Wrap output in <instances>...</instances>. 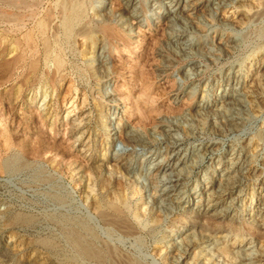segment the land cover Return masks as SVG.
Listing matches in <instances>:
<instances>
[{"label": "rangeland", "instance_id": "obj_1", "mask_svg": "<svg viewBox=\"0 0 264 264\" xmlns=\"http://www.w3.org/2000/svg\"><path fill=\"white\" fill-rule=\"evenodd\" d=\"M175 1L0 0V264H264V0Z\"/></svg>", "mask_w": 264, "mask_h": 264}, {"label": "bare ground", "instance_id": "obj_2", "mask_svg": "<svg viewBox=\"0 0 264 264\" xmlns=\"http://www.w3.org/2000/svg\"><path fill=\"white\" fill-rule=\"evenodd\" d=\"M14 1V0H13ZM189 1V0H188ZM187 1V2H188ZM171 3V2H170ZM189 3V2H188ZM173 5V4H172ZM185 5V4H184ZM180 6H181V3H180V1L179 0H177V1H175V3H174V5H173V7H172V9H170L171 11L170 12H172V13H174L175 11L177 12V10H179V8H180ZM165 7V6H164ZM190 7H191V5H190ZM193 7V6H192ZM191 7V8H192ZM194 8V7H193ZM187 8H185V10H186ZM189 10V9H188ZM191 10V9H190ZM193 10V9H192ZM75 11V10H74ZM183 11H184V9H183ZM179 12V11H178ZM187 12V11H186ZM191 12V11H190ZM168 13V12H167ZM175 14V13H174ZM174 14H172V15H174ZM70 15V14H69ZM75 16V15H74ZM174 16H176V14L174 15ZM73 19V18H72ZM75 19V18H74ZM22 23V22H21ZM45 27V25H43V28ZM71 32V31H70ZM31 37V36H30ZM33 42L36 44L37 43V41H30V40H28V41H24V43L23 44H21V42H20V44H17L16 46H13L14 48V51L13 52H17V50H18V45L20 46V48H21V46H25V48H24V54H25V57H23V56H19V59H17V62L20 64V62H22V63H24L25 61H26V59H28L27 57L28 56H26V54L29 52V51H32V52H34V48H33ZM44 42H46V41H44ZM182 42V41H181ZM5 43V42H4ZM34 44V45H35ZM44 44H46V45H44L45 46V54L48 56V54H49V51H50V49H51V45L49 46L47 43H44ZM189 44V43H188ZM38 46V45H37ZM53 46V45H52ZM186 46V45H185ZM35 47H36V45H35ZM44 48V47H43ZM38 48L36 47V50H37ZM52 50V49H51ZM22 51V52H23ZM2 52H3V50H2ZM5 52V51H4ZM21 52V53H22ZM52 53V52H51ZM1 55V54H0ZM21 55H23V54H21ZM32 55H34V53L32 54ZM36 56V55H35ZM50 56V55H49ZM48 56V57H49ZM23 57V58H22ZM33 58V57H32ZM60 59V58H59ZM57 60V66H61V64H62V61L61 60H58V58L56 59ZM36 61V63H38V61L37 60H35ZM27 62V61H26ZM13 63V62H12ZM34 64H35V62H33ZM15 64H17V63H15ZM34 64H31V65H33L32 67L34 68L35 66H36V64H35V66H34ZM7 65H9V64H7ZM23 65V64H22ZM13 66H14V63H13ZM13 66H11V67H13ZM16 66V65H15ZM6 67V66H5ZM31 67V68H32ZM14 68V67H13ZM60 69V68H59ZM6 70V69H5ZM13 70V69H12ZM17 70V69H16ZM32 70V69H31ZM5 72V71H4ZM35 72H36V70H35ZM12 73V72H11ZM4 74V73H3ZM7 74V73H6ZM26 81V80H25ZM5 82V81H4ZM225 91V94L222 96V99L224 100V101H222L223 102V105H221V107H220V109L218 110L219 112H218V114L222 117V118H224V119H231V120H237V117H236V114H235V110L237 109V106H243V100L241 99V97H240V95L241 94H239L236 90H234V92L233 93H229L228 91H229V89H225L224 90ZM110 92V91H109ZM110 96V95H109ZM221 99V100H222ZM221 102V101H220ZM208 108V107H207ZM242 108V107H241ZM217 111V110H216ZM238 111H239V109H238ZM237 112V111H236ZM238 114V113H237ZM123 141H124V143L125 144H127L128 146H131V147H135V144H137V142H140V141H138V139L135 137V136H133L132 134H130V133H127L126 135H124L123 136ZM169 144V143H168ZM171 144V143H170ZM170 144L168 145V146H170ZM167 147V146H166ZM141 149V148H140ZM172 151V150H171ZM152 156L150 155L149 156V158H151ZM147 158V157H146ZM171 158L172 157H168V160L165 162V163H167L166 165H165V163H162L163 161H161L160 160V162H158V163H156L155 165H153V163H152V165L154 166V170L155 171H157V172H163V173H167L168 171L165 169V167L166 166H169L170 164H171ZM146 160V159H145ZM147 160H149V159H147ZM152 160V159H151ZM164 160H165V158H164ZM180 160V159H179ZM157 162V161H156ZM130 163V162H129ZM179 163V162H178ZM182 164H183V162H182ZM232 164H233V162H232ZM183 166V165H182ZM179 167V166H178ZM186 167V166H185ZM181 168V167H180ZM182 168H184V166L182 167ZM239 169H240V167H238V166H232L231 168H228V172L226 173V177H224L223 179L224 180H222L223 181V183L224 184H229L228 182H230L232 179H234V177L235 176H233L232 174L233 173H238L239 172ZM242 169V168H241ZM227 169H225V171H226ZM177 171V164L176 165H174V166H172L171 168H170V174H175V172ZM153 172V171H152ZM242 172V171H241ZM244 172V171H243ZM225 174V173H224ZM240 175V174H239ZM242 175V174H241ZM172 176H175V175H172ZM180 176V175H179ZM178 176V177H179ZM236 176H237V174H236ZM183 177V176H182ZM163 178V177H162ZM168 178V177H167ZM221 178V177H220ZM238 178V177H237ZM176 179V178H175ZM173 177H171L170 178V182L168 183V185H167V187H166V189H165V192H164V195H167L168 197H169V195H172L175 191H176V189H177V187L179 186V185H181V184H178V182L181 180V178H179V179H176L175 180ZM222 179V178H221ZM165 180V179H164ZM163 181V180H162ZM168 181H169V179H168ZM222 183V184H223ZM176 192H178V191H176ZM220 192L222 193V191L220 190V188L218 189V191H217V195L218 194H220ZM174 194H176V193H174ZM164 195H163V197H164ZM180 195V194H179ZM217 195H214L213 196V194H210V199L211 200H213V201H215V199H218L217 197ZM174 196V195H173ZM178 197V196H177ZM176 196H175V198H177ZM211 197H214L215 199H212ZM170 198V197H169ZM209 198V197H208ZM166 199V198H165ZM171 199V198H170ZM174 200V199H173ZM175 200H177V199H175ZM179 200V199H178ZM177 202V201H176ZM217 205H219L218 203H215V204H213V205H210L211 207L206 211V215H209V216H211V218L213 217V216H217ZM263 205L264 204H262V207H263ZM99 207V206H98ZM101 208V207H100ZM262 209V208H261ZM264 209V208H263ZM219 213V212H218ZM221 213V212H220ZM208 217V216H207ZM115 222V221H114ZM112 225L114 224V223H111ZM114 226V225H113ZM119 226H117V228H118ZM124 227H126V226H124ZM122 228V227H121ZM179 232H181L182 230H178ZM78 235V234H77ZM81 242V241H80ZM80 244V243H79ZM82 249V248H81ZM83 252H85L88 256H93L94 255V253L91 251V250H89L88 248H86V247H83ZM112 254V253H111ZM95 256V255H94ZM96 257V256H95ZM113 257V256H112ZM114 258V257H113ZM116 258L118 259V257H117V255H116ZM121 258V257H120ZM115 259V258H114ZM119 260V259H118ZM124 260V259H123ZM122 260V261H123ZM122 261H120V262H122ZM125 261V260H124ZM128 261V260H127ZM119 262V263H120ZM118 263V262H117ZM116 263V264H117ZM118 263V264H119ZM127 263V262H126ZM134 264V263H133Z\"/></svg>", "mask_w": 264, "mask_h": 264}]
</instances>
